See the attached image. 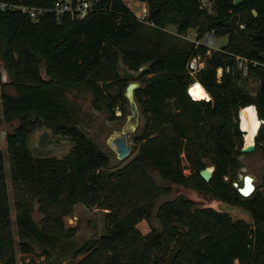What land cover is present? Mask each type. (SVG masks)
I'll return each mask as SVG.
<instances>
[{
	"label": "trees",
	"instance_id": "obj_1",
	"mask_svg": "<svg viewBox=\"0 0 264 264\" xmlns=\"http://www.w3.org/2000/svg\"><path fill=\"white\" fill-rule=\"evenodd\" d=\"M148 17L141 19L125 0H97L81 19L66 14L60 21L50 10L57 0H0L46 8L35 22L29 13L0 6V58L6 63L19 90H5L0 97L7 120L20 119L7 136L11 175L17 207L19 249L35 251L34 244L72 237L77 227L67 226L65 216L77 203L98 205L106 212V232L96 241L76 250L84 254L75 264H264V194L258 189L244 196L235 186L233 173L243 153L241 108L255 104L264 119V65L240 68L235 53L264 62V0H143ZM239 14L240 26L232 23ZM178 33L198 29V39L215 29L228 34L222 49L209 53ZM201 55L206 66L196 75L189 61ZM122 63L130 69L147 67L139 74L136 89L146 116L143 133L137 137L138 152L114 170L106 167L110 156L67 117L62 91L87 86L94 105L109 108L127 99ZM48 77L42 73V67ZM224 72L218 76V68ZM229 68V69H228ZM200 80L211 99H194L189 85ZM257 81L256 89L251 87ZM117 86V93L112 87ZM1 123V122H0ZM52 127L71 136L72 150L63 157H37L29 145L38 127ZM1 132V126H0ZM264 143V124L256 136ZM183 153L190 162L185 172ZM211 159L216 169L210 180L200 173ZM156 170L172 183L211 193L215 198L241 205L252 222L235 219L229 212L199 206L193 198L179 195L164 201L158 211L163 229L143 233L138 224L152 214L154 201L172 192L151 174ZM230 175V179H225ZM44 212L42 226L33 217L35 204ZM180 224V225H179ZM16 236L12 227L5 154L0 149V262L18 264ZM25 264H50L28 261Z\"/></svg>",
	"mask_w": 264,
	"mask_h": 264
},
{
	"label": "rangeland",
	"instance_id": "obj_2",
	"mask_svg": "<svg viewBox=\"0 0 264 264\" xmlns=\"http://www.w3.org/2000/svg\"><path fill=\"white\" fill-rule=\"evenodd\" d=\"M132 10L137 14L138 17L144 19L148 17L149 7L147 3H140L142 6H137L135 0L126 1ZM209 12H213L212 2L205 5ZM204 6V7H205ZM168 29L174 33L179 34L181 37L195 41L198 36V29L191 27L185 33H178L176 25H169ZM212 34L211 36H208ZM207 40L208 47L210 48L209 53L216 49H222L228 42L229 35L216 36L215 29H211L204 36L203 39ZM42 73L45 77H48L45 65L42 67ZM4 82V70L3 62L0 59V89ZM251 87L256 89L257 81L252 80ZM5 90L11 94L19 95V90L13 83H7L5 85ZM119 87H112V91L117 93ZM209 91V90H208ZM1 93V90H0ZM210 93V91H209ZM211 95V93H210ZM62 96L64 97V104L67 109V117L63 118V122L68 124H76L81 130H83L94 142L108 155L110 156V164L106 167L108 170H114L120 166H123L129 160L134 157V155L139 150V142L137 137L140 136L146 124V116L141 110V122L138 130L132 133L129 137L132 145L133 151L127 157L121 159L118 158L115 151L108 145L107 138L114 131V129H120L126 119L128 114L131 112L130 102L127 99H120L116 105L115 114L117 117L113 116L111 110L107 107L103 109L97 108L94 103V93L90 87L80 86L77 88H64L62 91ZM212 97V95H211ZM4 108L2 100L0 97V126L1 131H5V135L0 141V149L5 154V166H6V179L8 184L9 193V203L11 208V218L12 227L16 236L17 252H18V264H25L28 261L45 262L50 264H75L80 260L84 254L76 255V250L84 245L85 243H93L98 240L107 230L106 226V212L109 208H104L98 205H89L88 203H77L74 207V211L71 214L65 216V223L69 227H77V232L72 237H59L54 242L45 241L42 243H35V251L32 253H24L19 249V234H18V223L16 221L17 217V207L15 204V189L13 186V180L11 175V165L10 158L7 149V136L8 134L15 131V129L20 124V119L16 118L13 120H7L4 117ZM49 130L51 132V138L49 144L46 147H40L39 139L44 130ZM244 145L246 143V133L243 138ZM29 145L32 152L37 157H63L67 155L72 148L75 146V141L71 136L64 135L61 133H56L52 127L43 126L36 128L30 135ZM183 164L185 165V172L190 173V162L185 157L183 153ZM208 164L212 161L206 158ZM235 173L234 177H237L239 181L244 180V175L247 173L254 174L256 176V190H260L264 194V143L255 147L251 152H244L240 155L238 165L233 169ZM151 174L154 179L160 185H171L172 192L170 194H162L155 201L150 217L144 218L139 224V228L143 233H149L153 227L158 230L163 229L162 221L158 215L160 205L169 199H173L179 195H184L187 197L194 198L199 206H211L217 210L230 212L234 218H239L246 216L248 214L246 209L241 206H233L232 203L215 198L211 193H206L203 191H198L193 188H187L183 185L172 183L170 180L163 178L159 172L156 170H151ZM231 176L228 175L225 179H230ZM230 207L232 208L231 211ZM33 217L42 226V219L44 217V212L39 208V204H35L33 211ZM252 221V217L249 219ZM180 225V224H179ZM0 264H3L0 262Z\"/></svg>",
	"mask_w": 264,
	"mask_h": 264
},
{
	"label": "water",
	"instance_id": "obj_3",
	"mask_svg": "<svg viewBox=\"0 0 264 264\" xmlns=\"http://www.w3.org/2000/svg\"><path fill=\"white\" fill-rule=\"evenodd\" d=\"M241 2H242V0H234L235 4H240ZM232 23L236 29L239 28L240 23H239V14L238 13H235L233 15ZM260 56L262 58H264V51L260 52ZM1 60L3 62V70H4V82L3 83H9L12 81V78L10 76L8 69H7L5 61L3 59H1ZM146 67H147V65L145 64V65H142L138 70H133V69H130L124 63H122L121 73L125 78L130 79L129 84L126 87L125 95L130 102L131 112L128 114L124 125L120 129H118V128L114 129V131L111 132V134L107 138L108 145L115 151L117 157L121 158V159L127 157L128 155H130L132 153L133 145H132L129 137L132 133H135L138 130V127H139L140 122H141V107H140L139 101H138L137 96H136V89L142 85V82L138 78V76ZM188 92L191 95L190 91H188ZM4 135H5V131H1L0 132V141H2L1 139L3 138ZM50 138H51V132L47 129L44 130L40 136V139H39L40 147H43V148L46 147L49 144ZM255 147H256L255 143L248 144V145L243 146L242 150L245 152H251L255 149ZM215 169H216L215 164H210V165L206 166L205 168L201 169L200 173L206 180H210L214 175ZM255 181H256V176L254 174L247 173L244 177L243 185H241L238 181H235L234 184L239 189V191L241 192L242 195L249 196L256 190L255 189V187H256ZM217 199L219 200V198H217ZM231 205H232L231 207L238 206L236 204H231ZM204 207H206V206H204ZM231 207H230L229 211L232 210ZM246 211L248 214L247 215L248 218L246 216L239 217V218H243V219L247 220L248 222H252L249 220L251 218L250 212L247 209H246ZM235 219H238V218H235Z\"/></svg>",
	"mask_w": 264,
	"mask_h": 264
},
{
	"label": "built area",
	"instance_id": "obj_4",
	"mask_svg": "<svg viewBox=\"0 0 264 264\" xmlns=\"http://www.w3.org/2000/svg\"><path fill=\"white\" fill-rule=\"evenodd\" d=\"M96 1L97 0H57L55 6L53 8H51L50 10H53L56 12L57 18L60 21L63 19V17L66 14H70L71 17L74 19H81V18L86 17L90 13V11L93 9L94 3ZM210 2L211 1H209V0H203L202 3H203V6H205V5H208ZM0 6L2 8L20 9L23 12L29 13L35 22L39 21L42 13L44 11L48 10L46 8L33 7V6L25 5V4L7 3V2H0ZM211 35L212 34H209L208 36H211ZM208 38L209 37H207L204 40L202 37L201 39L195 40V42L197 45L207 44V40H209ZM234 56L236 58V62L238 64V66L244 70V73L248 72V67H249L250 63H252L254 65H264V62L259 61L258 59H253V58L247 57V56L242 55V54L235 53ZM205 66H206V61L201 55L193 56L191 58V60L189 61V65H188L189 70L193 75H196ZM223 72H224V68L219 67L218 68V76L221 77L223 75ZM195 81H197V80H195ZM195 81H193L189 85L188 91H190V86ZM255 107L257 108V105H255ZM241 109L239 111V116H241ZM257 110H258V108H257ZM241 118H242V116L240 117V120H241ZM262 120L264 121V119H262Z\"/></svg>",
	"mask_w": 264,
	"mask_h": 264
},
{
	"label": "bare ground",
	"instance_id": "obj_5",
	"mask_svg": "<svg viewBox=\"0 0 264 264\" xmlns=\"http://www.w3.org/2000/svg\"><path fill=\"white\" fill-rule=\"evenodd\" d=\"M190 93L195 99L201 100V99L211 98V95L208 89L205 87V85L200 80L195 81L190 86ZM241 116H242L241 118L242 128L243 130L246 131V143L247 145L253 144L255 143L256 135L262 125L263 120L260 118L258 114V110L254 104L243 107L241 109Z\"/></svg>",
	"mask_w": 264,
	"mask_h": 264
},
{
	"label": "flooded vegetation",
	"instance_id": "obj_6",
	"mask_svg": "<svg viewBox=\"0 0 264 264\" xmlns=\"http://www.w3.org/2000/svg\"><path fill=\"white\" fill-rule=\"evenodd\" d=\"M209 99H211V98H209ZM261 118V117H260ZM262 119V118H261ZM238 121H239V127H240V129L243 131V138H244V136H245V133H246V131L245 130H243V128H242V124H241V120H240V116L238 115ZM264 124V121L262 122V125ZM261 125V126H262ZM260 130V129H259ZM259 130H258V132H259ZM258 134V133H257ZM257 136V135H256ZM255 145L256 146H258L259 144L257 143V141H256V138H255ZM243 146H245L244 145V143H243ZM243 146L241 147V150H242V148H243ZM243 151V150H242ZM245 151H243V153H244ZM242 153V154H243ZM240 157V156H239ZM239 183L240 184H242L243 185V183H244V180H242V181H239ZM256 188H257V185H256ZM252 195V194H251ZM250 196V195H249Z\"/></svg>",
	"mask_w": 264,
	"mask_h": 264
},
{
	"label": "crops",
	"instance_id": "obj_7",
	"mask_svg": "<svg viewBox=\"0 0 264 264\" xmlns=\"http://www.w3.org/2000/svg\"><path fill=\"white\" fill-rule=\"evenodd\" d=\"M125 1H128V0H125ZM135 2H137L136 5H137V6H140V7L142 6L140 3H146V2L143 1V0H135ZM127 4H128V3H127ZM130 7H131V6H130ZM131 8H132V7H131Z\"/></svg>",
	"mask_w": 264,
	"mask_h": 264
}]
</instances>
